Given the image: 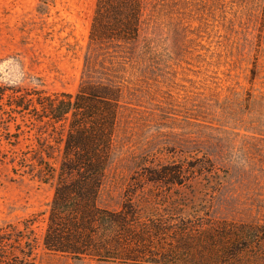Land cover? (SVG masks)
Instances as JSON below:
<instances>
[{
  "label": "rangeland",
  "instance_id": "374dc122",
  "mask_svg": "<svg viewBox=\"0 0 264 264\" xmlns=\"http://www.w3.org/2000/svg\"><path fill=\"white\" fill-rule=\"evenodd\" d=\"M96 1L0 0V229L35 219L42 238L39 162L62 155L37 100L81 89L119 103L97 206L130 212L136 261L40 245L35 264H155L217 223L264 224V0H147L121 45L91 44Z\"/></svg>",
  "mask_w": 264,
  "mask_h": 264
},
{
  "label": "trees",
  "instance_id": "16d2710c",
  "mask_svg": "<svg viewBox=\"0 0 264 264\" xmlns=\"http://www.w3.org/2000/svg\"><path fill=\"white\" fill-rule=\"evenodd\" d=\"M146 2L97 0L91 44L136 43ZM37 101L42 108L39 117L48 120L58 135L55 143L61 146L58 169L45 160L39 162L41 180L55 178V194L42 238L36 233L35 219L0 229V264H35L40 245L76 259L136 261L120 256L123 244L132 241L130 212L113 213L97 206L112 153L118 100L107 89L102 93L81 89L76 95ZM59 124H63L61 131L56 127ZM194 243V251L186 242L182 254L171 251L154 263L264 264V224L220 222L200 231Z\"/></svg>",
  "mask_w": 264,
  "mask_h": 264
}]
</instances>
